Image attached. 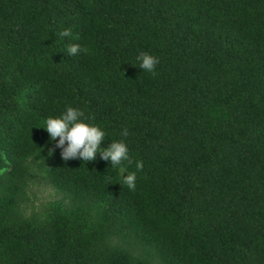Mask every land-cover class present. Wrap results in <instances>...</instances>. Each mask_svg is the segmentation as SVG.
<instances>
[{
    "label": "trees",
    "instance_id": "16d2710c",
    "mask_svg": "<svg viewBox=\"0 0 264 264\" xmlns=\"http://www.w3.org/2000/svg\"><path fill=\"white\" fill-rule=\"evenodd\" d=\"M68 106L134 190L50 152ZM0 169V264H264V0H0Z\"/></svg>",
    "mask_w": 264,
    "mask_h": 264
},
{
    "label": "clouds",
    "instance_id": "9594fccd",
    "mask_svg": "<svg viewBox=\"0 0 264 264\" xmlns=\"http://www.w3.org/2000/svg\"><path fill=\"white\" fill-rule=\"evenodd\" d=\"M71 30L63 29L59 32L61 37H69ZM68 54L76 55L78 52L87 53L88 49L81 47L79 44H71L67 48ZM136 61L139 62V68L148 73L156 74V65L159 63V58L147 52H141L137 55ZM42 128L49 134V138L55 141V148L61 150L60 154L64 160L81 159L83 161H91L96 158L97 153L101 159L108 161L114 168L124 185L130 190H134L136 186V172H129L127 165L133 163L127 144L123 139L114 140L106 147H102L106 136L104 129L92 122L90 117H85V113L76 107L68 106L58 116L47 117L42 123ZM127 128L121 130L122 137L128 136ZM58 138V139H57ZM137 170L142 169V161L135 162ZM3 171V169H0Z\"/></svg>",
    "mask_w": 264,
    "mask_h": 264
},
{
    "label": "rangeland",
    "instance_id": "374dc122",
    "mask_svg": "<svg viewBox=\"0 0 264 264\" xmlns=\"http://www.w3.org/2000/svg\"><path fill=\"white\" fill-rule=\"evenodd\" d=\"M35 191H36V188H35ZM36 196H37V200L36 199L35 200H36V203H38L39 201H45L50 198H55V197L58 198L60 195L52 187L42 185L37 188Z\"/></svg>",
    "mask_w": 264,
    "mask_h": 264
}]
</instances>
